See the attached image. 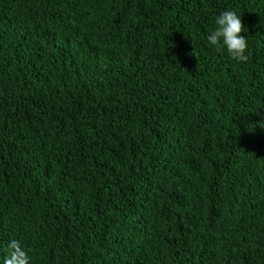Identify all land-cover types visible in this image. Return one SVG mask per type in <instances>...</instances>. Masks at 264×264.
Instances as JSON below:
<instances>
[{
  "label": "trees",
  "instance_id": "1",
  "mask_svg": "<svg viewBox=\"0 0 264 264\" xmlns=\"http://www.w3.org/2000/svg\"><path fill=\"white\" fill-rule=\"evenodd\" d=\"M262 120L264 0H0V264H264Z\"/></svg>",
  "mask_w": 264,
  "mask_h": 264
},
{
  "label": "clouds",
  "instance_id": "2",
  "mask_svg": "<svg viewBox=\"0 0 264 264\" xmlns=\"http://www.w3.org/2000/svg\"><path fill=\"white\" fill-rule=\"evenodd\" d=\"M217 27L211 31L208 36V42L215 46L217 52L227 50L228 55L237 62H247L249 59L246 55L248 51V42L244 33L245 25L241 17L234 10H226L215 19ZM260 126L264 127V120L260 121ZM191 249L182 246L181 250L187 255H192L188 261L189 264H195L194 259L198 258L202 253H205L203 238H197L189 242ZM194 248V249H193ZM30 249H26L20 241L12 239L7 246V257H2L3 264H30ZM229 256L232 253L229 252Z\"/></svg>",
  "mask_w": 264,
  "mask_h": 264
}]
</instances>
